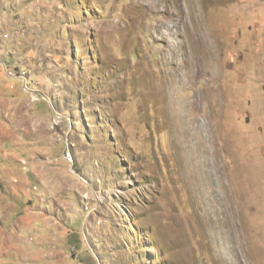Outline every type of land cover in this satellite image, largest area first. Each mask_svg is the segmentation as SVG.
<instances>
[{"label": "rangeland", "instance_id": "obj_1", "mask_svg": "<svg viewBox=\"0 0 264 264\" xmlns=\"http://www.w3.org/2000/svg\"><path fill=\"white\" fill-rule=\"evenodd\" d=\"M10 155L50 264H264V0H0Z\"/></svg>", "mask_w": 264, "mask_h": 264}, {"label": "crops", "instance_id": "obj_2", "mask_svg": "<svg viewBox=\"0 0 264 264\" xmlns=\"http://www.w3.org/2000/svg\"><path fill=\"white\" fill-rule=\"evenodd\" d=\"M10 157L12 163L0 167V264H50L55 258L66 262L68 244L72 243L71 232L66 225L57 222L58 218H50L52 215L43 211L54 205L34 207L32 199L27 203L24 199L19 202L23 188L30 184L29 174L39 179L34 161L22 165L21 170L13 166L24 159ZM1 183L8 192L2 190ZM31 232H36L38 237L32 238ZM47 241L52 244L51 248Z\"/></svg>", "mask_w": 264, "mask_h": 264}, {"label": "bare ground", "instance_id": "obj_3", "mask_svg": "<svg viewBox=\"0 0 264 264\" xmlns=\"http://www.w3.org/2000/svg\"><path fill=\"white\" fill-rule=\"evenodd\" d=\"M174 52V51H173ZM174 57V56H173ZM204 61V60H203ZM180 66H181V64H180ZM180 67L179 68H175V71L176 72H178V70H179V72L180 73H177V75H176V78L177 79H179L180 80V82H183V80H184V77H185V73L184 72H182V71H180ZM198 126H199V124H197ZM194 126V125H193ZM206 162V161H205ZM218 181V180H217ZM235 230H237V228L235 229ZM242 234V233H241ZM241 236V235H240ZM241 241V240H240ZM243 241V240H242ZM242 244V243H241ZM238 256V255H237ZM248 257V256H247ZM250 259V258H249Z\"/></svg>", "mask_w": 264, "mask_h": 264}, {"label": "trees", "instance_id": "obj_4", "mask_svg": "<svg viewBox=\"0 0 264 264\" xmlns=\"http://www.w3.org/2000/svg\"><path fill=\"white\" fill-rule=\"evenodd\" d=\"M72 244V243H71Z\"/></svg>", "mask_w": 264, "mask_h": 264}]
</instances>
